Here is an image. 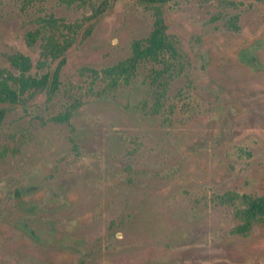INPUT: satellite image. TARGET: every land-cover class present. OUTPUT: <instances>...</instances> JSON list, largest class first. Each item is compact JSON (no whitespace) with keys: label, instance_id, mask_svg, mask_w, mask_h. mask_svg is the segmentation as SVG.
I'll return each mask as SVG.
<instances>
[{"label":"rangeland","instance_id":"obj_1","mask_svg":"<svg viewBox=\"0 0 264 264\" xmlns=\"http://www.w3.org/2000/svg\"><path fill=\"white\" fill-rule=\"evenodd\" d=\"M104 1L0 0V66L15 71L16 52L38 59L25 38L38 17L72 22ZM165 20L179 56L157 113L161 64L143 62L111 91L80 73L127 58L149 34L153 16L136 0H108L50 100L10 107L0 264H264V219L232 231V197L264 195V0H171ZM67 109L69 123L53 120Z\"/></svg>","mask_w":264,"mask_h":264},{"label":"trees","instance_id":"obj_2","mask_svg":"<svg viewBox=\"0 0 264 264\" xmlns=\"http://www.w3.org/2000/svg\"><path fill=\"white\" fill-rule=\"evenodd\" d=\"M150 10L153 24L149 34L132 42V53L127 58L107 67L96 69L82 67L80 73H89L90 84L94 85L98 78L106 81L105 89L111 91L121 84L130 83L136 74L137 68L143 62L159 63L162 67L153 70L152 79L162 86L157 93V100L153 104L152 112L157 113L161 106V99L165 95L168 81L173 73L175 61H178V48L175 38L167 32L165 10L171 0H136ZM108 0L92 7L91 12L80 19L68 22L53 13L40 16L36 19L37 27L26 33L28 43L38 42L39 57L33 62L29 55L16 52L9 54L7 60L15 71L7 66H0V124L11 106H26L45 93L50 100L59 89L60 72L66 63L67 51L77 42L89 37L96 25L97 19L107 10ZM53 64L51 70L33 72L32 69L42 70ZM168 78L161 81L162 75ZM101 92H99V95ZM76 107V106H72ZM71 109L53 117L57 122L69 123ZM73 148H76L74 139ZM227 193L220 197L221 200L231 198ZM232 198L239 199L235 208V216L239 223L232 230L236 234H247L251 227L264 219V195L243 193L235 194Z\"/></svg>","mask_w":264,"mask_h":264}]
</instances>
